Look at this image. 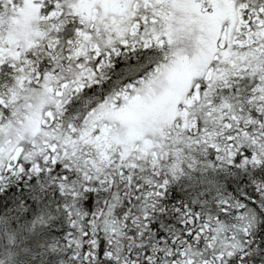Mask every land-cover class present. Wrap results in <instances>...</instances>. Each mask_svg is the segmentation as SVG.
Returning <instances> with one entry per match:
<instances>
[{"label":"snow or ice","instance_id":"1","mask_svg":"<svg viewBox=\"0 0 264 264\" xmlns=\"http://www.w3.org/2000/svg\"><path fill=\"white\" fill-rule=\"evenodd\" d=\"M0 264H264V0H0Z\"/></svg>","mask_w":264,"mask_h":264}]
</instances>
